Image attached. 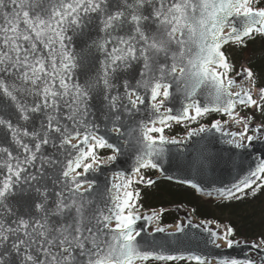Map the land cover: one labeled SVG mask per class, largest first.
I'll return each instance as SVG.
<instances>
[{
  "label": "snow or ice",
  "instance_id": "6c2138e0",
  "mask_svg": "<svg viewBox=\"0 0 264 264\" xmlns=\"http://www.w3.org/2000/svg\"><path fill=\"white\" fill-rule=\"evenodd\" d=\"M259 3L0 0V264H212L191 252L171 254L167 244L160 250L141 244L140 193L130 189L154 183L142 170L163 172L166 146L185 143L164 134L172 123L219 113L229 119L191 128L185 139L214 130L234 149L264 143V122L253 126L254 115L235 111L239 103L264 113V87L258 101L246 69L234 92L222 51L229 42L264 36ZM233 125L237 131H225ZM122 156L132 158L138 180L118 172L119 182L100 191L89 174ZM190 156L198 173L214 162L207 146ZM258 159L254 170L217 192L239 199L251 188L254 195L262 186L257 180L264 182V155ZM203 231L216 248L241 244L231 226ZM176 232L184 228L177 225ZM248 246L258 261L248 255L215 264H264V235Z\"/></svg>",
  "mask_w": 264,
  "mask_h": 264
},
{
  "label": "water",
  "instance_id": "95a60500",
  "mask_svg": "<svg viewBox=\"0 0 264 264\" xmlns=\"http://www.w3.org/2000/svg\"><path fill=\"white\" fill-rule=\"evenodd\" d=\"M246 69L245 67L240 68L239 72L232 77L237 82L232 88L234 92L240 90L237 85L244 83L242 70ZM237 130L238 128L235 125L231 127L225 126V131ZM185 138L177 139L185 141L182 145L166 146L168 153L162 163L164 171L161 172L157 169L159 176L149 179L154 182L159 179H168L190 186L196 184L197 187L195 189L200 194L225 197L226 195L221 196L217 192V189L231 188L238 179H242L250 170H254L256 164L259 162L258 158L264 155V143H261L260 140H254L247 149H234L232 146L223 143L221 141V134L214 130L211 133H201L199 136H194L190 139ZM224 139H227V137H224ZM201 146H207L208 151L214 157V162L207 171L198 173L195 168L189 165V159L191 158L190 154H195L196 149ZM131 168L132 158L130 156H122L114 165L108 166L99 172L89 174V178H95L99 185V190L103 192L106 187H111L114 182H119L115 178L116 173L123 172L128 176H133ZM133 179H135V176H133ZM187 180H191L192 184L186 183L185 181ZM144 184L149 185L146 182ZM153 212L157 213V211L140 213L142 218L137 220V230L141 231L138 240L148 250H160L158 248L160 244H167L171 254H183L187 256L191 252L207 257L212 261V264H215L216 260L224 257L244 259L248 255H251L252 258L258 261L257 254L248 246L252 242H256L255 240L238 239L241 241V244L231 249L216 248L210 243H205L207 234L203 229L210 227L216 230L217 227L209 223L195 221L188 213H185L183 220L178 224L184 228V232H176L177 226L158 227L154 225L156 217L150 220L144 218L151 216ZM157 228H162L164 231H157ZM170 233H174V235H170ZM244 241H247L248 244L243 243ZM193 262L197 263L196 261Z\"/></svg>",
  "mask_w": 264,
  "mask_h": 264
},
{
  "label": "trees",
  "instance_id": "16d2710c",
  "mask_svg": "<svg viewBox=\"0 0 264 264\" xmlns=\"http://www.w3.org/2000/svg\"><path fill=\"white\" fill-rule=\"evenodd\" d=\"M257 6H264V0H260ZM264 36L248 39L245 45L231 50V57L239 56L243 50L250 51L249 66L255 71L257 85L264 87ZM239 60V58H238ZM240 61V60H239ZM238 61V62H239ZM255 119L264 122V113L255 112ZM193 124V123H189ZM184 125H179L169 130L170 134L179 135L185 130ZM103 152V151H101ZM101 154V153H100ZM102 155V154H101ZM146 174H152L151 169L145 170ZM255 194L252 190L240 195L239 199L229 200H203L194 191L186 186L168 181H160L151 186H135L140 193L137 201L138 209L165 208L171 205H182L188 208L191 214L198 219L212 220L231 226L235 230V237L261 238L264 235V182ZM175 215L165 211L159 217V223H173ZM146 264H193L189 260L181 261H148Z\"/></svg>",
  "mask_w": 264,
  "mask_h": 264
},
{
  "label": "rangeland",
  "instance_id": "374dc122",
  "mask_svg": "<svg viewBox=\"0 0 264 264\" xmlns=\"http://www.w3.org/2000/svg\"><path fill=\"white\" fill-rule=\"evenodd\" d=\"M263 48H264V46H263ZM249 50L250 51H247L245 53H241L239 56H235L237 59L239 58V60H241L240 63H245V62L249 61V58H250L249 52H251V49H249ZM257 100H259V96H257Z\"/></svg>",
  "mask_w": 264,
  "mask_h": 264
}]
</instances>
